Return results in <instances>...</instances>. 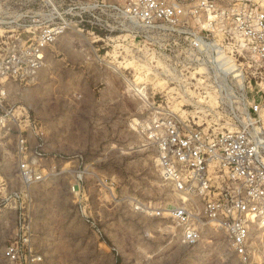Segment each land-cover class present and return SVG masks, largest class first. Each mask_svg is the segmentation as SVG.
Returning <instances> with one entry per match:
<instances>
[{"label":"rangeland","instance_id":"1","mask_svg":"<svg viewBox=\"0 0 264 264\" xmlns=\"http://www.w3.org/2000/svg\"><path fill=\"white\" fill-rule=\"evenodd\" d=\"M135 1L0 0L2 53L65 28L35 84L9 88L21 119L0 140V264H264V228L240 255L202 219L201 200L163 179L151 136L165 112L216 132L250 126L264 67L228 42L219 61L231 75L221 83L186 59L180 36L145 30L116 9ZM258 127L264 134V117ZM23 163L39 180L25 184ZM181 206L202 233L194 246L171 217Z\"/></svg>","mask_w":264,"mask_h":264},{"label":"built area","instance_id":"2","mask_svg":"<svg viewBox=\"0 0 264 264\" xmlns=\"http://www.w3.org/2000/svg\"><path fill=\"white\" fill-rule=\"evenodd\" d=\"M116 9L145 30L180 36L186 59L206 66L207 72L215 73L209 65L223 62L219 58L231 41V46L264 67V0H223L220 4L213 0H136ZM192 21L197 22V29L189 26ZM64 29L44 30L30 47L18 44L3 53L0 50V140L21 119L9 106V88L35 84L46 49ZM223 87L219 85L218 92L226 91ZM259 93L251 107L250 126L243 130L195 128L168 112L151 130L163 179L180 194L201 200L202 219L225 230L242 256L248 255L254 229L264 225V134L258 127L264 117V85ZM20 142L25 144L26 139L21 136ZM21 175L25 184L39 180L29 164H21ZM171 217L185 244L194 246L201 241L192 210L177 207ZM7 255L17 262L18 247H11Z\"/></svg>","mask_w":264,"mask_h":264},{"label":"bare ground","instance_id":"3","mask_svg":"<svg viewBox=\"0 0 264 264\" xmlns=\"http://www.w3.org/2000/svg\"><path fill=\"white\" fill-rule=\"evenodd\" d=\"M225 61H223V62H215V61H213L212 62V64H214V70H215V73H216V76H219L220 78H222L223 79V75L225 76V77H227V76H229V75H231V73L230 72H225L224 70H222L221 68V65H223L224 64V67L223 68H227L226 70H228L229 68L231 69V66H232V64L230 63L229 65L227 64V63H224ZM231 62H233V61H231ZM216 63V64H215ZM226 64L228 65V66H226ZM219 86V85H218ZM135 91H137V92H139L137 89H134ZM261 228H264V225L263 226H261Z\"/></svg>","mask_w":264,"mask_h":264}]
</instances>
